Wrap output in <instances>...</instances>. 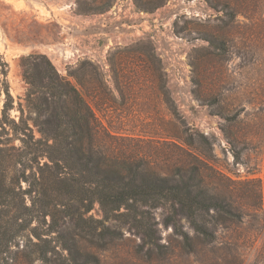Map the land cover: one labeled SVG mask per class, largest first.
<instances>
[{
    "label": "rangeland",
    "instance_id": "obj_1",
    "mask_svg": "<svg viewBox=\"0 0 264 264\" xmlns=\"http://www.w3.org/2000/svg\"><path fill=\"white\" fill-rule=\"evenodd\" d=\"M30 55H45L124 150L159 172L197 154L209 192L232 206L203 215L215 241L195 255L175 247L161 207L151 211L155 241L168 245L161 255L127 218L108 220L113 238L95 249L80 243L98 264H264V0H0L14 118L18 104L25 109L21 59ZM83 83H101L104 99ZM89 215L102 218L97 206ZM6 226L8 237L15 227ZM20 235L1 248L0 264H41Z\"/></svg>",
    "mask_w": 264,
    "mask_h": 264
},
{
    "label": "trees",
    "instance_id": "obj_2",
    "mask_svg": "<svg viewBox=\"0 0 264 264\" xmlns=\"http://www.w3.org/2000/svg\"><path fill=\"white\" fill-rule=\"evenodd\" d=\"M21 65L28 88L25 109L18 104L14 118L8 65L0 58V254L11 238L26 233L29 259L98 264L81 241L89 243V249L99 247L115 236L105 223L125 217L152 246L149 253L161 255L168 245L155 241L151 218V211L160 207L167 211L164 222L173 229L175 247L184 254L195 255L215 241L202 217L210 211L212 217H221L232 206L219 193L209 192L207 166L197 154L186 151V159L170 174L159 172L145 156L124 150L122 141L45 55L23 57ZM82 88L91 98L106 95L101 83L98 90L84 83ZM94 206L101 219L89 215ZM177 214L187 219L193 237ZM9 223L15 230L7 237Z\"/></svg>",
    "mask_w": 264,
    "mask_h": 264
}]
</instances>
